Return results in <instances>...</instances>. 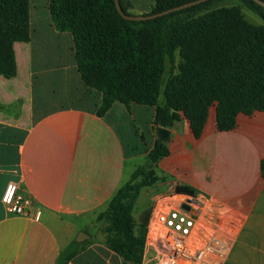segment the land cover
<instances>
[{
    "label": "crops",
    "instance_id": "crops-1",
    "mask_svg": "<svg viewBox=\"0 0 264 264\" xmlns=\"http://www.w3.org/2000/svg\"><path fill=\"white\" fill-rule=\"evenodd\" d=\"M44 7L45 16L42 2L29 0V40L13 42L15 73L0 75V193L12 181L29 200L25 214L0 201V264H56L81 232L88 236L66 264H131L88 225L138 159L148 163L157 139L155 107L116 100L98 114L101 92L83 84L71 34L55 29L48 0ZM47 34L66 49L33 51V40ZM168 129V153L152 166L157 191L187 186L214 209L241 217L222 264H264V109L239 112L227 130L218 129L209 110L198 137L184 115ZM140 264L153 261L142 256Z\"/></svg>",
    "mask_w": 264,
    "mask_h": 264
},
{
    "label": "trees",
    "instance_id": "trees-1",
    "mask_svg": "<svg viewBox=\"0 0 264 264\" xmlns=\"http://www.w3.org/2000/svg\"><path fill=\"white\" fill-rule=\"evenodd\" d=\"M188 1L156 0L147 13ZM216 1L205 0L145 20L123 18L114 0H48V10L55 29L71 34L81 81L102 94L98 114L116 100L154 106L155 125L171 127L184 115L198 137L213 105L221 130L231 129L239 112L264 109V23L247 21L236 6L208 8ZM241 1L264 19L263 6ZM119 3L129 13L130 1ZM29 36V0H0V75L15 73L13 42L27 41ZM176 51L178 71L170 72L164 81L166 64L173 62ZM167 153V142L156 139L148 163L132 171L97 215L113 212L104 243L125 263L140 264L149 217V208L138 220L132 215L133 182L145 174L157 180L152 166ZM260 169L264 177V158ZM174 190L193 194L183 185ZM82 243L70 241L56 264H66Z\"/></svg>",
    "mask_w": 264,
    "mask_h": 264
},
{
    "label": "built area",
    "instance_id": "built-area-1",
    "mask_svg": "<svg viewBox=\"0 0 264 264\" xmlns=\"http://www.w3.org/2000/svg\"><path fill=\"white\" fill-rule=\"evenodd\" d=\"M5 182L0 201L15 214L28 212L29 200ZM242 218L214 209L195 193L158 195L145 226L142 256L153 264H222L235 241Z\"/></svg>",
    "mask_w": 264,
    "mask_h": 264
},
{
    "label": "rangeland",
    "instance_id": "rangeland-1",
    "mask_svg": "<svg viewBox=\"0 0 264 264\" xmlns=\"http://www.w3.org/2000/svg\"><path fill=\"white\" fill-rule=\"evenodd\" d=\"M34 0H30V5L32 6ZM47 0H40L42 2V13L45 16L47 13V8L45 9L44 5H46ZM132 7H129L127 9V12L132 14H140V13H147L150 12L155 5L156 0H129ZM223 6H236L243 17L255 24V25H261L264 23V19L254 11L247 8V6L241 1V0H219L209 5L208 8L214 9V8H220ZM31 7V11H32ZM67 35H70L68 32ZM53 35L47 34L43 40H33V51H61L62 48L66 49V45L64 42H57ZM179 56L177 51L175 52L174 60L172 63L169 61L166 64V70L164 73L163 80L165 81L170 74V72H177L178 71V63H179ZM38 83V82H37ZM36 83V85H37ZM35 92H38V87H36ZM59 94V90L57 95ZM57 99V98H53ZM163 97L162 94L159 96V102L162 103ZM215 109V106H211L209 108L210 111H213ZM209 112V111H208ZM147 159L145 157H140L138 159V162L140 164H145ZM158 180V179H157ZM157 180L151 176V175H140L134 180L133 184V196H132V202H133V208H132V215L135 220H138L139 215L146 209L149 208V212L151 209V206L153 204L154 199L160 195L163 194V190L157 191L158 185ZM154 194V196H153ZM156 194V195H155ZM113 218V212L111 210H106L105 214L101 217H95L94 223L92 225H88V232L93 233H99V235L103 238V241L105 240V228L109 225L110 220ZM88 234V233H86Z\"/></svg>",
    "mask_w": 264,
    "mask_h": 264
},
{
    "label": "water",
    "instance_id": "water-1",
    "mask_svg": "<svg viewBox=\"0 0 264 264\" xmlns=\"http://www.w3.org/2000/svg\"><path fill=\"white\" fill-rule=\"evenodd\" d=\"M202 1H205V0H191V1L179 4V5H176V6L169 7L167 9H164V10H161V11H156V12H153V13H146V14H144V13L143 14L142 13H140V14H132V13L124 12L123 9L120 6L119 0H114V4H115V7H116V10L118 11V13L123 18L132 19V20H145V19H150V18H154V17H157V16H161V15L166 14L168 12H171V11H174V10H177V9H181V8H184V7H187V6H190L192 4H196V3L202 2ZM253 1H255L258 4H260L264 8V1L263 0H253ZM155 130H156V137H157V139L159 141L165 142V141L168 140L169 134H170V131H169L168 128L156 125L155 126ZM85 236L87 237L88 235L85 232H81L75 237V240L76 241H81Z\"/></svg>",
    "mask_w": 264,
    "mask_h": 264
}]
</instances>
